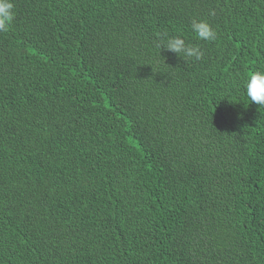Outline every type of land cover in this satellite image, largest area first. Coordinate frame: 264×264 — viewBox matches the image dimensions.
Here are the masks:
<instances>
[{"label":"trees","instance_id":"obj_1","mask_svg":"<svg viewBox=\"0 0 264 264\" xmlns=\"http://www.w3.org/2000/svg\"><path fill=\"white\" fill-rule=\"evenodd\" d=\"M12 2L0 264H264V0Z\"/></svg>","mask_w":264,"mask_h":264},{"label":"clouds","instance_id":"obj_2","mask_svg":"<svg viewBox=\"0 0 264 264\" xmlns=\"http://www.w3.org/2000/svg\"><path fill=\"white\" fill-rule=\"evenodd\" d=\"M214 14V13H213ZM15 18L14 3L12 0H0V31H7ZM191 31L202 41H214L216 32L206 20L193 19ZM160 49L182 55L186 58L201 59L203 52L197 46L186 43L182 36L160 38L157 45ZM246 97L259 106H264V70H255L246 73L244 78Z\"/></svg>","mask_w":264,"mask_h":264},{"label":"bare ground","instance_id":"obj_3","mask_svg":"<svg viewBox=\"0 0 264 264\" xmlns=\"http://www.w3.org/2000/svg\"><path fill=\"white\" fill-rule=\"evenodd\" d=\"M163 113V112H162ZM176 133V132H175ZM212 176V175H211Z\"/></svg>","mask_w":264,"mask_h":264}]
</instances>
